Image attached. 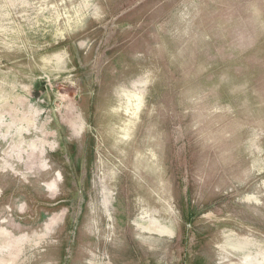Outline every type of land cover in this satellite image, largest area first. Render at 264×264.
I'll use <instances>...</instances> for the list:
<instances>
[{
  "label": "rangeland",
  "instance_id": "1",
  "mask_svg": "<svg viewBox=\"0 0 264 264\" xmlns=\"http://www.w3.org/2000/svg\"><path fill=\"white\" fill-rule=\"evenodd\" d=\"M0 264H264V0H0Z\"/></svg>",
  "mask_w": 264,
  "mask_h": 264
},
{
  "label": "bare ground",
  "instance_id": "2",
  "mask_svg": "<svg viewBox=\"0 0 264 264\" xmlns=\"http://www.w3.org/2000/svg\"><path fill=\"white\" fill-rule=\"evenodd\" d=\"M9 243V242H8Z\"/></svg>",
  "mask_w": 264,
  "mask_h": 264
}]
</instances>
